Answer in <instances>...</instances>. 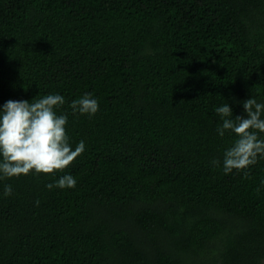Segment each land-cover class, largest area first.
Returning <instances> with one entry per match:
<instances>
[{
  "label": "trees",
  "instance_id": "trees-1",
  "mask_svg": "<svg viewBox=\"0 0 264 264\" xmlns=\"http://www.w3.org/2000/svg\"><path fill=\"white\" fill-rule=\"evenodd\" d=\"M48 92L85 150L0 180V264H261L264 157L211 161L233 136L212 105L264 100V0H0V104Z\"/></svg>",
  "mask_w": 264,
  "mask_h": 264
},
{
  "label": "clouds",
  "instance_id": "clouds-1",
  "mask_svg": "<svg viewBox=\"0 0 264 264\" xmlns=\"http://www.w3.org/2000/svg\"><path fill=\"white\" fill-rule=\"evenodd\" d=\"M35 97V96H34ZM65 103L60 92L31 99H6L0 104V180L32 172L54 173L66 168L78 154L85 150V140L73 145L66 130L68 114L56 111ZM73 114L94 115L99 109L98 98L85 91L69 101ZM244 114H233V108L225 98L220 104L212 105L219 116L217 135L223 137L228 131L231 143L224 148L222 161L213 157V165H221L227 174L235 170H247L257 159L264 157V100L251 95L242 101ZM76 177L64 172L45 187L51 189L71 188ZM264 184V179L261 180ZM10 183L3 185L2 195H11ZM39 199L35 200L39 204Z\"/></svg>",
  "mask_w": 264,
  "mask_h": 264
},
{
  "label": "rangeland",
  "instance_id": "rangeland-1",
  "mask_svg": "<svg viewBox=\"0 0 264 264\" xmlns=\"http://www.w3.org/2000/svg\"><path fill=\"white\" fill-rule=\"evenodd\" d=\"M261 264H264V260L261 262Z\"/></svg>",
  "mask_w": 264,
  "mask_h": 264
}]
</instances>
